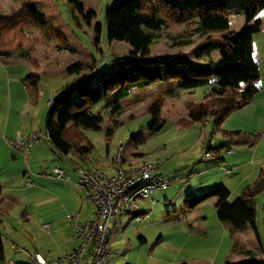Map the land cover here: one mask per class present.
<instances>
[{
  "label": "rangeland",
  "instance_id": "rangeland-1",
  "mask_svg": "<svg viewBox=\"0 0 264 264\" xmlns=\"http://www.w3.org/2000/svg\"><path fill=\"white\" fill-rule=\"evenodd\" d=\"M246 1L226 0L229 6V27L224 31L199 34L187 27L186 20L162 26L149 46V54L137 58L150 67L155 66V63L149 61V58L165 55L173 56L174 63H206L208 57L196 58L194 48L205 42L207 36L213 41L222 42L226 35L238 30L245 20ZM114 2L79 0L81 10H77L66 0H0V16L7 18L22 11L23 4L32 5L39 10L38 21L53 32H60L58 29L63 27L61 29L65 31L60 33L70 47L75 48V51L60 52L57 43L45 44L35 39L37 35L34 33L39 32L36 30L29 33L34 32L29 38L27 34L24 43L23 51L28 57L22 59L19 57L21 53L17 51L12 58L0 57L2 264L30 261L25 249L32 252L38 239L43 236L39 234L37 237L41 228L39 216L44 215L46 221L61 216L64 219L67 214L63 203L70 206L76 192L77 202L84 209L83 214L89 212V218L93 219L92 205L77 187L79 176L76 163L85 169L93 170L102 166L110 171L120 145L123 147L124 158L128 161L131 159L125 162L126 165H136L140 161L156 165V173H161L169 185L164 190L151 192L147 198L138 202L140 209L148 211L144 216L135 218L134 215H121L110 221V253L103 264H174L176 251L170 246L180 245L189 264H224L225 256L237 260L239 256L234 251L236 237L233 241L228 225L232 223L217 218L215 199L211 198L193 208L187 206L188 192L199 193L218 183L229 187L230 199L236 197L241 190L239 188L235 191L237 173L234 179L226 181L228 157L238 162L247 159L246 155L229 156L227 149L219 152V156L226 160L224 162L215 159L214 153H206L209 146H218L226 140L221 133L214 131L210 121L194 122L188 126L178 124V120L187 117L185 103L203 102L210 92L209 85L179 90L177 96L170 97L165 90L176 87V84L167 79L145 87L131 84L128 96L117 99L122 106L119 113L114 112L116 98L112 97V93L103 95L97 103L88 107L89 112L97 116L98 129L83 131V136L92 144V149L86 154L71 150L67 156H59L52 151L50 143L44 140L33 144L28 154L14 145L17 140L26 139L31 134H45L51 99L75 77L64 71L68 64L76 61L83 63L86 76L93 81L97 72L107 74L117 68L119 63L116 58L129 55L130 45L125 41L111 40L106 30L107 12ZM249 26L252 31L253 57L258 63L260 82L263 83L264 9L249 22ZM38 42L41 45L33 46ZM26 46L31 50L29 47L25 49ZM210 58L215 62L221 61L218 51H213ZM29 65L37 69V72L30 71ZM135 94L137 97L134 102ZM159 99L157 102L161 103V115L165 122L159 130L150 131L152 115L148 109ZM242 108L225 119L222 124L224 130L231 131L242 122L248 123L246 120H249L251 109ZM57 115L55 113L52 118L54 126H57ZM106 128H110V131ZM231 148L236 149L238 146L233 145ZM135 152L142 156H134ZM259 155L260 152L256 157ZM56 166L62 167L65 173L67 171L70 181L50 175ZM242 167L235 166L236 171L239 172ZM251 181L253 178L248 177L247 183ZM256 203L255 225L260 242L253 228L248 227L239 238L250 237L249 241L238 244L251 249L253 257L264 262V190L256 197ZM25 212L29 219H24ZM140 237L145 241H140ZM86 256L87 252H84L81 264H84Z\"/></svg>",
  "mask_w": 264,
  "mask_h": 264
},
{
  "label": "trees",
  "instance_id": "trees-1",
  "mask_svg": "<svg viewBox=\"0 0 264 264\" xmlns=\"http://www.w3.org/2000/svg\"><path fill=\"white\" fill-rule=\"evenodd\" d=\"M66 2L81 10L79 0ZM262 9L264 0H247L245 20L238 30L226 35L222 42L213 41L207 36L205 42L196 46L195 57L207 56L206 63H174L173 56L165 55L149 58V61L155 63V66L150 67L141 63L142 59L137 56L143 58L149 54V46L162 26L186 20L187 27L199 34L224 31L229 27L228 3L226 0H115L107 12L106 30L111 40L125 41L130 45L129 55L116 58L119 65L109 73L97 72L94 82L86 76V66L83 63L76 61L65 67L64 71L75 77L50 101L46 132L52 149L58 155H67L71 150L78 154L89 153L92 144L83 136V131L98 129V124L97 116L90 113L88 107L97 103L103 95L112 93V97L116 98L114 112L119 113L122 106L117 99L128 96L129 85L145 87L163 79L176 84V87L165 90L170 97L177 96L179 90L210 86V92L203 102L185 103L187 117L178 120V124L184 126L208 120L214 131L226 138L218 146L206 148L207 154L214 153V158L218 160L221 158L220 150L229 149L232 145H256L262 139L261 133H232L224 130L222 124L232 112L249 103L258 90L259 67L252 54V31L249 22ZM38 19L35 7L28 4H23L22 11L18 14L7 18L0 16V57L11 58L15 51L24 53L27 34L36 30L41 34L40 42L57 43L58 50H73L60 32L49 31ZM98 27L99 24L96 25L97 32ZM213 51L219 52L220 62L210 58ZM242 83L246 84L244 88H241ZM133 97L135 102L137 95ZM157 101L160 99L154 101L148 109L152 115L150 131L159 130L165 122L161 115V103ZM55 113L58 114L57 126L52 123ZM106 130L110 131V128ZM1 188L0 184V192ZM263 190L264 169H261L256 178L245 185L233 199H230L229 188L224 183H218L199 193L188 192L187 206L193 208L214 198L216 215L220 221H230L234 225V233L250 225L259 240L255 225L256 197ZM262 212L264 228V205ZM138 214L143 216L146 213L143 214L140 210ZM139 239L143 242V237ZM1 243L0 234V262L4 259ZM234 244V251L242 252L245 257L226 260L224 264H264L261 259L253 257L251 249L239 246L237 240ZM21 264L40 263L31 259ZM176 264L189 262L182 260Z\"/></svg>",
  "mask_w": 264,
  "mask_h": 264
},
{
  "label": "built area",
  "instance_id": "built-area-1",
  "mask_svg": "<svg viewBox=\"0 0 264 264\" xmlns=\"http://www.w3.org/2000/svg\"><path fill=\"white\" fill-rule=\"evenodd\" d=\"M48 138L47 133L32 134L27 140H17L14 145L25 153L29 145L38 144ZM125 162L130 161L124 158L123 147L120 145L112 160L110 171H88L76 165L79 175L77 185L92 205L93 219L76 222L78 213L66 215L68 220L76 222L71 237L78 241L77 247L65 256L68 264H80L81 255L87 246H90L88 264H103L110 253V221L121 215H135V218H140L138 202L147 198L151 192L168 187L169 184L163 175L156 173V165L147 162L126 165ZM50 175L69 180L59 167L52 168ZM48 226L49 224L44 223L41 227L47 229ZM29 257L32 259V256ZM33 259L40 264H48L38 256ZM8 264L14 262L10 261Z\"/></svg>",
  "mask_w": 264,
  "mask_h": 264
},
{
  "label": "crops",
  "instance_id": "crops-1",
  "mask_svg": "<svg viewBox=\"0 0 264 264\" xmlns=\"http://www.w3.org/2000/svg\"><path fill=\"white\" fill-rule=\"evenodd\" d=\"M36 10H37V14L39 15V10L37 8H36ZM76 19H77V17H76ZM57 22L61 23L60 21H57ZM61 28H63V27H61ZM61 28L58 29L59 31L61 30L60 32H62L63 30L65 31V29H61ZM38 33L35 32L34 34L37 35V36H35V39L38 38V40H39L40 39L39 38L40 34H38ZM32 34H29L28 38ZM65 34L66 33H64V35ZM65 37H66V35H65ZM38 43L34 44L33 46L37 47V46L41 45L40 42H38ZM49 46H51V45H49ZM28 47L29 46H26L25 49H28ZM47 47H48V45L44 46V48H47ZM72 48H73L72 51H75V48L73 46H72ZM30 50H31V48H30ZM59 51L62 52V51H65V50L63 49V50H59ZM252 54H253V49H252ZM20 55L21 56H19V57H21L22 59H23V57H28V55L25 54V52L24 53L22 52ZM33 66L37 68V65H35V63H33ZM29 67L31 69L30 71L37 72V69H34L30 65H29ZM257 84H258V90L254 94V96L251 99V101L249 103H247L245 106H243V108H242V109H244V108H250L251 109L250 110V115H249V120H246L248 123L242 122V124L239 127H237L236 129H231V131H229V132H232V133H235V132L251 133V132L257 131V132L262 134V139L254 146L237 145L238 148H236V149H233L231 147L229 149H227L228 150L227 152H228L229 156H231V155L233 156L235 154L238 155V156H244V155L247 156L246 157L247 159H241L240 162L228 157V161H227V165L228 166L226 167V174L228 176H226V181L230 180V179H234L235 178L234 174L237 173V177H236L237 182H236V185H235V191H238V190L242 189L245 185L250 184L252 181L250 183H247L248 177H251L254 180L256 178V176L258 175L259 171L261 169H264V82L263 83L260 82V74H259V78L257 80ZM245 86H246L245 83L241 84V88H244ZM45 133H47V132H45ZM27 138L26 139H21V140H27ZM46 142H48V140H46ZM32 145L33 144L29 145L28 151L25 152V154L29 153V149H30V147ZM52 151L55 152L53 149H52ZM258 152H260L261 155L256 157ZM67 155H59V156H67ZM135 155L141 156L139 153H136V152L134 153V156ZM134 158H136V157H133V159ZM137 158H139V157H137ZM218 160L220 162L226 161L224 159V157H221ZM129 161H131V159H129ZM142 162H144V161H140V163H142ZM76 165H78V164L76 163ZM238 165L244 166V167L240 168L241 170L239 172L236 171L237 169L235 168V166H238ZM78 166H81V165H78ZM59 168L63 172L65 171L62 167H59ZM100 168L104 169L102 166H99L97 168H94L93 170L100 169ZM87 170L93 171V170H90V169H87ZM66 173H67V171H66ZM66 175L69 178L68 181H70V176L68 174H66ZM78 180H79V178H77V181ZM77 187H78V185H77ZM75 189L76 188H72V190H75ZM76 194H77V192L75 193L74 202L70 206H67L66 204L63 203L64 209H65L64 211L66 212L65 215L69 214V213L76 212V213H78V217L76 219V222H84V221H87V220H91L89 218V214H90L89 212L83 214V210L84 209L82 208L81 203L77 202ZM230 194H231V190H230ZM140 210H141V213H143V214L148 212V211H146V210H144L142 208ZM24 214H25V216H23L24 219H29V215L27 214V212H25ZM39 217L41 218V221L39 222L40 223V227L44 223L49 224V226H48L47 229H42V227H41L40 230H38L37 237H38L39 234L43 235V236L40 237V239H38V242H36V244L34 245V247L32 249L33 251L31 252L28 249H25L26 250L25 252L27 253V255L24 252L23 253L26 255V257L27 256L29 257V255L32 256V259H33V257L37 258V256H38L41 260H44L48 264H68L67 260L65 259V256L69 252L73 251L78 245V241L74 240L71 237L73 226H74V224L76 222H73L72 220L66 219V216L64 218L66 220H64L63 217L61 216L60 218L56 217L58 219H51L50 221H46L44 215H42V214ZM87 218H89V219H87ZM60 220H61V222H59ZM228 225H229V227L231 229V233H232L231 237H232L233 241L235 240V237H236L237 242L241 243V244H245L244 242L249 241L250 237H248V238L245 237L243 239H241L239 237H242V235L245 232V230L248 227H251L250 225H247L246 228L243 229L242 231L235 232V233L233 231L234 230V225L233 224H228ZM35 238H36V236H35ZM258 238H259L258 241L260 242L259 235H258ZM2 240H3V237H2ZM143 241H145L144 238H143ZM180 246H173V247L170 246L172 250L176 251L175 254H174V257H173V260L175 262L174 264H176V263H178V262H180L182 260H186L185 259V254L186 253L182 252V249H181L182 247H180ZM240 246H243V245H240ZM243 247H245V246H243ZM1 248L3 250L2 246H1ZM245 248H247V247H245ZM84 252L85 253L87 252V256L84 257V264H88L90 246H87V248L84 250ZM84 252L81 255V262H82V258H83ZM235 253L237 254V256H239V259H242L243 257H245V256H243L242 252H239V251L236 252L235 251ZM3 256H4V252H3ZM226 260H230L229 257L225 256L224 262ZM27 262H29V261H27ZM0 264H2V262H0ZM212 264H215V263L212 262Z\"/></svg>",
  "mask_w": 264,
  "mask_h": 264
}]
</instances>
